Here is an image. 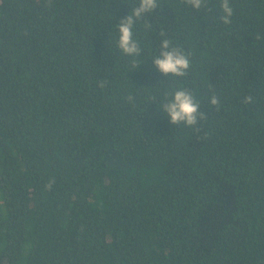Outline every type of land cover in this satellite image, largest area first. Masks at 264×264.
Returning <instances> with one entry per match:
<instances>
[{
  "label": "trees",
  "instance_id": "trees-1",
  "mask_svg": "<svg viewBox=\"0 0 264 264\" xmlns=\"http://www.w3.org/2000/svg\"><path fill=\"white\" fill-rule=\"evenodd\" d=\"M230 3L157 0L133 57L139 0H0V264H264V0ZM180 88L195 128L161 107Z\"/></svg>",
  "mask_w": 264,
  "mask_h": 264
},
{
  "label": "clouds",
  "instance_id": "clouds-1",
  "mask_svg": "<svg viewBox=\"0 0 264 264\" xmlns=\"http://www.w3.org/2000/svg\"><path fill=\"white\" fill-rule=\"evenodd\" d=\"M185 4L191 5L194 9H200L204 0H183ZM157 0H139V6L133 7L131 14L123 18L117 25L119 39L117 47L123 54L136 57L140 54V47L136 40L133 39V25L136 20L141 18L145 13H150L157 8ZM221 15L220 21L228 25L231 23L233 8L230 0H220ZM163 36V32H161ZM161 51L153 60L156 69L163 75L183 77L190 67L188 54L182 49L174 47L167 38L161 41ZM254 97L249 95L243 98L242 103H254ZM209 103L213 106H219L220 100L216 96L209 98ZM163 111L170 119L173 125L184 124L188 127L195 128L198 120L206 119L205 113L200 111V104L195 100L191 92L180 88L174 91L171 100L161 104ZM197 131L199 129H196ZM52 182L47 187L51 188Z\"/></svg>",
  "mask_w": 264,
  "mask_h": 264
}]
</instances>
